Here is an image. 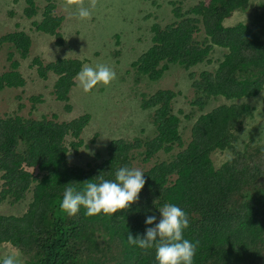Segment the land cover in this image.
Listing matches in <instances>:
<instances>
[{
	"label": "trees",
	"instance_id": "trees-1",
	"mask_svg": "<svg viewBox=\"0 0 264 264\" xmlns=\"http://www.w3.org/2000/svg\"><path fill=\"white\" fill-rule=\"evenodd\" d=\"M22 1L9 0L22 24L53 37L56 47L69 42L74 48L70 39L81 34L64 27L66 18L56 13L55 3L48 0L43 8L37 0ZM166 3L160 2L163 7ZM185 4V0H169L172 22L165 27L153 24L150 39L142 37L138 44L143 52L133 56L120 78V95L139 97L143 111L153 110L151 135L142 129L133 138H113L105 154L97 151L85 166H74L70 156L85 145L83 133L92 120L90 114L70 121L46 114L35 118L36 103L46 97L42 94L32 97L34 105L27 117H0V203L16 210L0 213V248L11 245L24 264H157L155 248L132 246L127 235H142L146 227L154 226L145 224L146 217L156 216L159 222V208L171 203L189 218L183 235L196 244L193 264H264V132L263 137L241 139L248 122L258 118L250 104L254 102L248 100L264 90V0ZM248 12V24L224 25L236 14ZM14 28L0 38V46L9 50L10 64L0 73V92L27 85L17 58L31 57L35 35L19 25ZM112 36L120 45L119 34ZM111 46L106 48L108 58L121 57L122 51ZM37 53V75L44 81L55 76L50 94L71 113L70 98L78 85L74 78L90 61L46 62L43 53ZM175 66L188 73L194 94L191 107L198 113L189 141L181 132L182 112L174 111L181 93L163 88L149 94L140 87L144 81L159 82ZM215 102L219 103L213 106ZM97 139L95 135L92 141ZM215 153H226L228 158L216 165ZM161 154L168 158L158 160ZM123 166L145 173L146 184L130 208L95 216L85 215L83 208L75 216L60 209L66 187L82 189L84 182L100 174L112 179ZM23 207L24 212H19Z\"/></svg>",
	"mask_w": 264,
	"mask_h": 264
},
{
	"label": "rangeland",
	"instance_id": "rangeland-1",
	"mask_svg": "<svg viewBox=\"0 0 264 264\" xmlns=\"http://www.w3.org/2000/svg\"><path fill=\"white\" fill-rule=\"evenodd\" d=\"M22 1V0H21ZM26 1V0H25ZM37 5L44 6L48 0H37ZM196 0H185V7L188 4L194 3ZM14 2V1H13ZM51 3L57 2L56 13L63 15L68 18L76 19L77 10L80 5L86 8L89 6L91 17L88 19L81 20H69L64 24V27L70 31L80 33L79 37H73L70 40L74 41V48L71 43H67L65 47L55 48V51L49 52V58L47 54H43L44 59L56 60L58 58H78L88 59L89 66L95 67L96 64H105L112 68L116 72V78L110 82L109 85L99 84L90 92H84L82 88L78 87L74 89V94L70 98V104L73 107V112L68 114L64 110V105L57 101L51 94V90L54 86L55 76L50 75L48 81L40 79L37 75L36 67L34 66L35 59L39 58L36 52L38 44L33 42L32 49L34 50L31 57L27 59L17 58L20 61L19 70L26 77L27 85L21 90L7 89L0 92V117L11 114H21L22 116H28V112L31 108V104L34 105L33 98L45 94V98H42V103H36L37 108L34 111V116L40 118L45 115L48 118L53 116H60V120L70 121L74 117H80L81 115L90 114L92 120L89 126L83 133V139L85 145L81 148L77 155L70 157V162L74 166H85L89 161L92 154L96 155L95 152L106 153V149L110 144V140L119 137H130L139 136L142 129L145 130L146 134L151 135L153 128L148 119V113H145L138 103V98H134V103H124L122 96L118 92V86L121 87L123 84L120 81L122 73L129 67L130 62L134 58L143 52V47H139L138 44L146 31L138 32L135 28L138 16L147 14V10H152L153 5L156 4L154 0H81V2L69 5L67 0H49ZM157 2H169V0H157ZM9 0H0V38L6 33L13 31L11 27L12 15L9 12L14 11L8 7ZM22 5L23 1L19 4ZM47 6H44L45 8ZM18 17V14H13ZM170 9H164L160 12V20L164 25H168L171 20ZM251 19V13H238L232 19H228L224 22L226 27L232 26L239 22L248 24ZM30 26H23L22 29L36 39L43 37L44 34L41 32L35 33L30 30ZM115 34L120 36V45H117L114 39ZM112 36V37H111ZM147 37L144 41L148 40ZM108 42H110L108 44ZM52 45V43H50ZM97 46L93 48V45ZM112 44L111 48L120 49L122 56L119 58L109 59V51L107 45ZM46 46V45H45ZM53 46V45H52ZM119 46V47H117ZM112 50V51H113ZM138 51V52H135ZM9 50L7 47L0 46V73L6 71V68L10 66L7 61V54ZM97 54L98 57H97ZM197 67H201L197 66ZM174 70L169 71L162 80L156 83L144 81L140 87L146 93L152 94L158 89H173L179 91L181 94L174 102V111L179 113L182 112V125L181 132L183 133L184 139L189 141L192 122L198 115L197 112L191 107V100L194 96L192 88L190 87V81L188 79V73L179 66L173 67ZM199 70V69H197ZM15 90V91H13ZM20 97V100H16ZM126 101H132L131 97L126 94ZM223 99V98H220ZM224 100V99H223ZM248 101L253 107H256L257 121L248 122L244 128L241 139L255 138L260 135L263 137V125H264V90L256 97H252ZM133 102V101H132ZM222 102V101H221ZM219 102H215L213 106ZM27 104V108L24 106ZM193 116L191 120H186L185 115ZM76 117V118H77ZM124 118V119H123ZM97 135L98 139L92 141ZM228 155L215 153L213 156L214 163L220 165L226 160ZM166 159L167 156L163 154L159 155L158 160ZM97 163V162H96ZM24 207L19 209V212H24ZM16 210L10 206L1 205L0 213L8 214L15 213ZM15 255L18 260V264H24L22 255L20 252L15 250L11 245L5 244L0 248V258Z\"/></svg>",
	"mask_w": 264,
	"mask_h": 264
},
{
	"label": "clouds",
	"instance_id": "clouds-1",
	"mask_svg": "<svg viewBox=\"0 0 264 264\" xmlns=\"http://www.w3.org/2000/svg\"><path fill=\"white\" fill-rule=\"evenodd\" d=\"M154 1H156V4L153 5V9H146L145 11H147V14L138 16L137 23H135L136 30H141L142 32L147 30V37L149 39L150 29L153 24L156 23L163 27L166 26L160 20V12L167 8L170 9L171 20H173L169 2L163 7L160 2H157V0ZM79 2H81V0H76V3ZM67 3L71 5L74 3V0H67ZM55 4L57 5V2ZM10 5L11 3L9 2L8 7ZM94 6L93 3V7ZM91 7L92 6L86 8L83 5H80L77 10L78 18L81 20L90 18L91 11L89 9ZM13 14H11L13 16L11 22L13 30L16 25H19L21 28L23 26H32L22 24L19 15L18 17H15ZM149 14H152V17L147 18ZM68 19L72 20L73 18H68L66 16L64 24ZM35 43L38 44L36 51L47 54V58H49L50 51H55V48L65 47V45L62 47H56L54 38L46 34H44L43 37L36 39ZM50 43H52L53 46ZM45 61L50 62L48 59ZM115 78L116 72L105 64H96L95 67L84 64L74 79L78 81L77 86L87 93L92 91L99 84L109 85ZM121 96L124 103L133 104L134 98L140 100L139 97L134 96L131 97L133 102L126 101L125 95ZM16 100L18 99L16 98ZM36 108L37 105L33 110V116ZM146 111H150L148 113V119L153 128L150 118L153 110ZM146 111L144 110L145 113H147ZM34 117L38 118L36 116ZM144 174L145 173L140 169L123 166L115 170L112 179H105L100 174L96 178L84 182V187L82 189L74 186L66 187L62 193V198L59 201V207L68 216L77 215L81 208L85 210V215L87 216H95L100 213L114 215L121 210L130 208V206L139 199V195L146 184ZM159 212L161 214L159 222H157L156 216H147L145 224L148 226H154L146 227L145 232L142 235L133 236L129 233L127 235L128 243L141 249L155 248L157 264H193L196 244L185 238L183 235L184 230L189 227V218L186 212L181 207L171 203L164 204L163 207L159 208ZM0 264H18V260L15 255H8L0 258Z\"/></svg>",
	"mask_w": 264,
	"mask_h": 264
}]
</instances>
